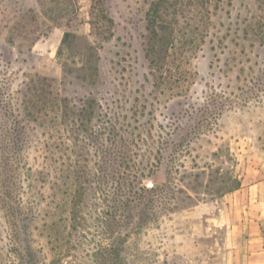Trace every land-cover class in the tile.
I'll return each instance as SVG.
<instances>
[{
    "label": "rangeland",
    "instance_id": "1",
    "mask_svg": "<svg viewBox=\"0 0 264 264\" xmlns=\"http://www.w3.org/2000/svg\"><path fill=\"white\" fill-rule=\"evenodd\" d=\"M262 179L264 0H0V264H236Z\"/></svg>",
    "mask_w": 264,
    "mask_h": 264
},
{
    "label": "crops",
    "instance_id": "2",
    "mask_svg": "<svg viewBox=\"0 0 264 264\" xmlns=\"http://www.w3.org/2000/svg\"><path fill=\"white\" fill-rule=\"evenodd\" d=\"M236 191L241 192L235 195L237 199L245 204L249 198L254 205H244V216L235 222H228V237L235 233L234 228L240 236L239 244L234 250V259L238 262L236 264H264V179L248 184L241 182ZM248 191L251 194L244 197V193Z\"/></svg>",
    "mask_w": 264,
    "mask_h": 264
},
{
    "label": "trees",
    "instance_id": "3",
    "mask_svg": "<svg viewBox=\"0 0 264 264\" xmlns=\"http://www.w3.org/2000/svg\"><path fill=\"white\" fill-rule=\"evenodd\" d=\"M159 3L156 2L154 5H151L150 10L148 11V21L150 25L154 28L156 22H160L162 17L159 14ZM152 16V18L150 17ZM157 29L154 30V36H157L156 33ZM36 78L31 79V82L28 83V91L31 93L30 98L33 96L36 99L37 104V114H41L44 111V108L50 107L52 111L58 110V108H61V105H63L64 99L60 98L55 92L52 91V83L50 80H48L44 76H40L38 74L35 75ZM45 96L49 98H45ZM48 99V100H47ZM30 99L27 100V102ZM61 104V105H60ZM32 107H34V104H32ZM36 123H39L38 125L46 126L45 120H34ZM41 174L42 179L44 180V177L47 175V172H39ZM65 245H68L69 240L64 241Z\"/></svg>",
    "mask_w": 264,
    "mask_h": 264
}]
</instances>
